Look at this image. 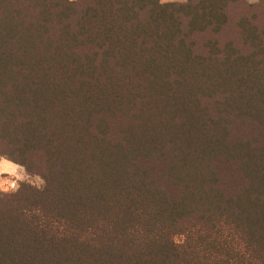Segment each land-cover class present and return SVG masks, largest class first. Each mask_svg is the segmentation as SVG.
<instances>
[{
	"label": "trees",
	"instance_id": "16d2710c",
	"mask_svg": "<svg viewBox=\"0 0 264 264\" xmlns=\"http://www.w3.org/2000/svg\"><path fill=\"white\" fill-rule=\"evenodd\" d=\"M229 1L0 0V155L44 179L0 264H264V30L220 50Z\"/></svg>",
	"mask_w": 264,
	"mask_h": 264
},
{
	"label": "rangeland",
	"instance_id": "374dc122",
	"mask_svg": "<svg viewBox=\"0 0 264 264\" xmlns=\"http://www.w3.org/2000/svg\"><path fill=\"white\" fill-rule=\"evenodd\" d=\"M77 1V0H72ZM161 3L178 2L184 3L187 0H159ZM198 2V0H195ZM210 2V0H206ZM225 24L221 31L219 48L228 49V41H234L232 47L244 48L240 43L241 33L252 31L258 27L259 31L264 30V0H231L224 9ZM245 26H244V25ZM42 188L44 179L38 174L27 172L25 167L0 155V212L12 204L13 196L18 193L22 184Z\"/></svg>",
	"mask_w": 264,
	"mask_h": 264
}]
</instances>
